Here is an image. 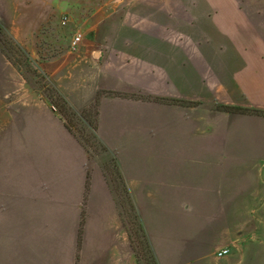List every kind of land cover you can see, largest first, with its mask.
<instances>
[{
	"label": "crops",
	"instance_id": "crops-1",
	"mask_svg": "<svg viewBox=\"0 0 264 264\" xmlns=\"http://www.w3.org/2000/svg\"><path fill=\"white\" fill-rule=\"evenodd\" d=\"M25 2L0 0L12 5L0 26L77 113L96 106L158 264H264V218L253 215L264 212V114L251 112L264 111V0L63 8L72 36L47 55ZM13 171L28 211L41 212L48 264H139L103 160L0 44L4 187Z\"/></svg>",
	"mask_w": 264,
	"mask_h": 264
},
{
	"label": "rangeland",
	"instance_id": "rangeland-1",
	"mask_svg": "<svg viewBox=\"0 0 264 264\" xmlns=\"http://www.w3.org/2000/svg\"><path fill=\"white\" fill-rule=\"evenodd\" d=\"M23 4H19L18 10L21 12H29L33 14V22L37 33V46L43 48L45 53L52 54L53 49H48L52 44L57 46L59 39L64 42L67 36L71 37L72 32L64 29L60 21L64 14H60L65 8H70L72 11H81L89 9L91 11L94 6H100L104 0H25ZM92 2V3H89ZM94 2V3H93ZM96 2V3H95ZM10 4H0V14L9 15ZM64 8V9H63ZM8 18V16H6ZM48 20V21H47ZM49 22V23H48ZM65 25V24H62ZM54 27V30L51 28ZM0 44L2 49L8 55L15 57L25 75L30 80L33 88L39 92L48 95L51 103L55 106L57 111L65 112L66 118L73 125L75 133L87 143L90 147L91 154L103 160L104 167L111 178L117 179L116 168L113 164V155L102 148L101 144L94 137V133L90 126L87 125L83 119L76 113H71L67 109L65 97L57 89L56 85L49 81L43 73L40 63L34 61L29 63L26 58L24 50L15 44L4 31V27L0 26ZM54 37V41H50V36ZM36 60V59H35ZM94 110L90 109L84 113L88 120L92 119ZM23 174V173H22ZM12 188L9 187V181L3 182L0 179V264H48V261L43 259L45 250H48L49 244H43V235L41 222V212L28 211L24 183L17 184L16 176L19 175L17 171H13ZM118 193V200L124 205L125 216L133 225V214L131 207L128 205V197L123 195L121 183L118 180L115 185ZM127 212V213H126ZM247 213L243 212V215ZM257 218H264V212L253 213ZM33 223V224H32ZM45 242V241H44ZM146 251H143V253ZM148 253L143 255L142 263L147 264L149 261ZM147 259V260H146Z\"/></svg>",
	"mask_w": 264,
	"mask_h": 264
},
{
	"label": "trees",
	"instance_id": "trees-1",
	"mask_svg": "<svg viewBox=\"0 0 264 264\" xmlns=\"http://www.w3.org/2000/svg\"><path fill=\"white\" fill-rule=\"evenodd\" d=\"M65 103L67 104V109L70 110V112L72 114L73 113H76L77 115H79L83 119V121H85L87 123V125L91 127L92 132L94 133L95 139L98 141L99 144H101L102 148H104L105 150H107L105 148V146L102 144V142L100 141L99 137H98V133H97V113L98 112H97L96 106L94 108H92L94 110V114L92 115V119L91 120H88V118H86L84 116V113L83 114L77 113L68 104V102L66 100H65ZM225 108L228 109V110L235 109V108H229V107H225ZM238 110H243V109H238ZM58 112L65 118L68 127L74 132L75 129L73 128V125L66 118V115H65L67 113L66 110H65L64 113L63 112H60V111H58ZM251 112H255V113H258V114H264V111L257 110V109H253V110H251ZM75 134L83 142V144L86 146V148L88 149V151L90 153H92L91 150H90L89 145L84 142V140L79 136V134H77V133H75ZM113 157H114L113 158V164H114L115 168L117 169L116 170L117 179L116 178L115 179L114 178H111V176H109L108 171H107V167H104V169H105V175L107 176L108 180L111 182V184L114 187H115L117 181L118 180L120 181L121 188L123 190V193L122 194L125 195L126 197H128V205L131 207V210L134 212V214H133V223H132V224H134V227H133V225H130V222L127 219V216H125L124 205L121 202H119V205L121 207V215H122L123 225L129 231V237H130V241H131V246H132V249H133V251H134V253L136 255L137 261L139 262V264H144V263H142V259H143V255H145V253L147 252L148 253V257H146V258L149 259V261L147 262V264H158V261L156 259L155 253H154L153 248H152V246L150 244L147 231H146L145 226H144V224H143V222H142V220H141V218L139 216V213L137 211V208H136V206L134 204L133 197L129 193V190H128V188H127V186H126V184H125V182H124V180L122 178L121 171H120V168H119L117 159L115 158V156H113ZM117 195H118V193H117ZM143 251H146V252L143 253Z\"/></svg>",
	"mask_w": 264,
	"mask_h": 264
},
{
	"label": "built area",
	"instance_id": "built-area-1",
	"mask_svg": "<svg viewBox=\"0 0 264 264\" xmlns=\"http://www.w3.org/2000/svg\"><path fill=\"white\" fill-rule=\"evenodd\" d=\"M68 21V17H63L62 24H66ZM83 38V33L81 30H77L71 40V48L74 50L77 48L79 43L81 42ZM230 249L228 247H223L219 250H217L216 255L217 257H224L229 253Z\"/></svg>",
	"mask_w": 264,
	"mask_h": 264
}]
</instances>
